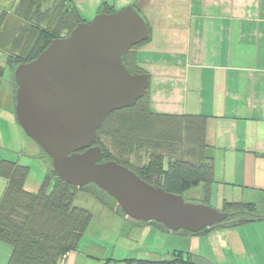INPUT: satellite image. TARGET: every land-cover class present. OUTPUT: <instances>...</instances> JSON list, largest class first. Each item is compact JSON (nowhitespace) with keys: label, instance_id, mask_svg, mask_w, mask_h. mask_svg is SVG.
<instances>
[{"label":"crops","instance_id":"1","mask_svg":"<svg viewBox=\"0 0 264 264\" xmlns=\"http://www.w3.org/2000/svg\"><path fill=\"white\" fill-rule=\"evenodd\" d=\"M70 3L75 20L86 23L105 6L113 13L132 7L140 14L149 37L131 51L130 60L152 81L151 109L208 117L206 143L214 168L211 201L222 206L251 203L264 214V0ZM2 96L1 84L0 165L19 161V152L45 159L36 151L32 154L31 139L18 124L15 85ZM7 185L0 175V203ZM198 188L205 191L203 184ZM124 230L126 241L114 247L85 235L63 264L171 261L177 252L191 253V264H264V220L197 235L134 221ZM9 258L8 247L0 241V264H8Z\"/></svg>","mask_w":264,"mask_h":264},{"label":"water","instance_id":"2","mask_svg":"<svg viewBox=\"0 0 264 264\" xmlns=\"http://www.w3.org/2000/svg\"><path fill=\"white\" fill-rule=\"evenodd\" d=\"M148 37L147 24L132 7L78 24L16 68L15 114L62 181L77 188L95 185L135 221L197 234L230 215L188 203L114 161L103 162L95 145L105 119L136 106L147 93L148 75L131 74L123 57Z\"/></svg>","mask_w":264,"mask_h":264},{"label":"trees","instance_id":"3","mask_svg":"<svg viewBox=\"0 0 264 264\" xmlns=\"http://www.w3.org/2000/svg\"><path fill=\"white\" fill-rule=\"evenodd\" d=\"M44 2L47 3L46 7L43 6ZM18 7L22 11L27 8L26 12H31L37 18L36 22H40L43 16L44 22L38 26L33 20L32 27L23 30L22 35L14 42L16 55L7 51L14 72L19 65L30 63L55 39L61 38L58 36L59 32L67 31L68 36L78 24L83 23L79 19L75 20L72 15L70 0H20ZM49 9H53L51 15L43 13ZM100 14H113V11L105 6ZM3 18L2 16L0 25H3ZM0 49L6 51L1 45ZM131 51L124 55V65L131 74H144L134 60H130ZM2 77L3 69L0 67V87ZM16 90L15 83V94ZM146 96L147 93L136 106L116 111L105 119L95 142V145L102 148L103 162L114 161L123 165L147 183L168 193L175 192V195H181L184 191L203 184L206 196L211 198L214 168L206 143L208 117L156 113L151 109L150 97ZM102 136L109 140L110 147L102 141ZM176 145L190 147V155L194 153V149L201 150L200 162L174 160L168 162L165 168V157L159 154L151 157L150 165L145 169L136 167L130 160V156L147 150L162 152L164 147L171 150L168 153L176 154ZM44 154L50 159L45 152ZM0 175L8 181L0 203V241L10 251L8 264H63L70 252L78 250L93 221L92 212L77 205L81 193L91 197L99 205L109 210L117 208L119 214L125 215L116 201L95 185L73 187L62 181L54 169L49 170L37 192H30L25 188L28 175V168L25 166L2 161ZM222 212L230 215L225 222L197 234L216 228L233 229L264 220V214L251 203L225 202ZM133 221L141 225L155 224L172 232L155 222ZM179 232L197 235L187 231ZM182 263H192L191 253L177 252L171 261L126 260V264Z\"/></svg>","mask_w":264,"mask_h":264},{"label":"rangeland","instance_id":"4","mask_svg":"<svg viewBox=\"0 0 264 264\" xmlns=\"http://www.w3.org/2000/svg\"><path fill=\"white\" fill-rule=\"evenodd\" d=\"M20 0H0V14L2 11H4L7 7H9L11 4H13V9L7 14V12H4L3 15V25L1 23L0 25V45L1 47L6 51L0 50V67L3 69V77L1 80L2 84V99L4 97H7L8 91L11 89V85H15L14 80V68L12 65H10L9 56L8 53H11L12 55H16V51L14 50L15 40L22 35L23 30L28 29L29 27H32L33 20L36 25L41 26L42 25V19L40 22H36V17L32 16L31 12H26L27 8H25L23 11L18 7V3ZM49 2V1H47ZM47 5L46 2L43 3V6ZM46 7V6H45ZM46 15H51L53 13V9H49V11L43 12ZM31 17V18H30ZM34 19H33V18ZM95 18V17H94ZM93 18V19H94ZM92 19V20H93ZM91 20V21H92ZM90 22V21H89ZM88 22V23H89ZM58 36H61V38H64L67 36V31L59 32ZM9 49V50H8ZM15 53V54H14ZM153 84L152 81H150V85L147 91V96L150 97V94L152 93ZM147 99V98H146ZM27 137V136H26ZM102 141L110 147L109 140L105 139L104 136H102ZM31 141L29 143H32V147L34 148L32 150V154H34V151H36L39 155H43L45 157L44 152L40 148L38 144H36L34 141ZM182 148V149H180ZM199 149V147H197ZM196 148V149H197ZM176 154H170V149L164 147L162 152H153L150 150L144 151L138 155L130 156V160L135 163L136 167L140 168H147L150 165V160L152 156H158L159 154L164 155V166L167 168L168 162H172L174 160L176 161H193L194 163H199L201 158V150L196 151L193 150V154H189V151H191L189 148H184V145H176ZM186 151V152H185ZM25 155V156H23ZM17 160H21V162L16 161L21 166H25L28 168V175L26 177L25 182V188L30 192H37L45 180V177L47 176V173L49 170H53L52 162L50 159H35L34 155H31L28 152H19L16 156ZM173 194H176L175 192H172ZM206 192H201V190L198 189H189L188 191H184L181 196L191 204H199V205H206L209 207H212L216 210L222 211L223 206L218 205V203L215 200L211 201V198L206 196ZM77 205L81 206L85 209H88L93 214V221L89 229V234L86 235H93L97 241L101 242L102 244L108 246L111 245L114 247L115 245H121V243L126 241L125 237V230L124 225L128 222H132L133 219L119 214L117 208L114 210H109L101 205H99L95 200H93L91 197L81 193L79 194V197L77 199ZM155 225V224H154Z\"/></svg>","mask_w":264,"mask_h":264},{"label":"flooded vegetation","instance_id":"5","mask_svg":"<svg viewBox=\"0 0 264 264\" xmlns=\"http://www.w3.org/2000/svg\"><path fill=\"white\" fill-rule=\"evenodd\" d=\"M11 9H13V4H11L4 11H2V13L0 14V20H1V17L5 14L4 12H7V14H8L11 11Z\"/></svg>","mask_w":264,"mask_h":264}]
</instances>
